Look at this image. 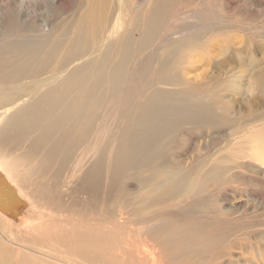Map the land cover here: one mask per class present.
Segmentation results:
<instances>
[{"label": "bare ground", "instance_id": "1", "mask_svg": "<svg viewBox=\"0 0 264 264\" xmlns=\"http://www.w3.org/2000/svg\"><path fill=\"white\" fill-rule=\"evenodd\" d=\"M134 1L74 0L71 19L44 24L48 33L38 36L21 34H33V24L18 31L20 6L9 11L6 31L21 35L0 42V241L10 242L9 236L15 252L42 257L39 264L54 261L39 243L61 246L53 252L63 258L80 250L85 264H110L99 254L114 252L116 211L130 203L123 186L129 172L164 171L163 132L206 124L203 111L183 102L193 94L185 71L201 53L195 45L182 46V54L178 49L194 34L189 27L161 30L177 3H155L141 27L149 0ZM218 37L206 39L203 49H217L224 60L238 57ZM256 135L247 155L264 166V139ZM184 178L181 171L155 184L163 191L155 201L191 198L195 187L177 184ZM73 216L93 218L103 230H91L81 242V228L67 222ZM21 237L30 243L21 245ZM7 252V264H31Z\"/></svg>", "mask_w": 264, "mask_h": 264}, {"label": "rangeland", "instance_id": "2", "mask_svg": "<svg viewBox=\"0 0 264 264\" xmlns=\"http://www.w3.org/2000/svg\"><path fill=\"white\" fill-rule=\"evenodd\" d=\"M54 1L0 0V42L21 34H47V27L71 19L74 0H63L65 5L60 2L58 6ZM173 1L177 3L173 19L166 21L161 30L174 32L189 27L194 34L178 49L182 54V46L195 45L201 53L200 57L197 52L193 54L195 63L192 61V67L185 71L187 87L193 94L183 102L203 111L206 124L178 125L163 132L164 160L168 161L164 171L154 166L148 171L129 172L123 186L130 203L126 209L116 211L117 227L111 236L114 252L103 251L99 256L110 264H264L263 159L247 155L249 140H257L256 134L264 139V92L260 91L264 85V0ZM157 2L165 5L168 0H149L141 13V27L147 26L148 12ZM14 6L22 11L18 31L33 24L35 34L12 37L7 33L9 11ZM134 34L138 36V31ZM216 34L222 47L235 51L238 57L224 60L217 49H203L206 39ZM250 64L252 71L246 72ZM181 171L185 178L176 180L177 184L194 186L189 190L192 197L169 199L162 204L155 201L163 191L155 190L154 185L166 183ZM160 220H166L169 227L154 225ZM67 222L81 228V242L91 230L96 234L97 228L103 230V225L90 217H68ZM8 237L10 242L0 241L5 250L0 264L9 262L7 251L13 253V260L19 254L21 262L24 259L39 264L42 257L32 258L22 250L15 252L11 245L15 240ZM19 240L21 245L30 243L28 237ZM39 247L54 254V261L47 264L86 263V254L80 250L63 258L53 252L54 248L60 249L59 245L39 243ZM86 252L90 256L91 252Z\"/></svg>", "mask_w": 264, "mask_h": 264}]
</instances>
